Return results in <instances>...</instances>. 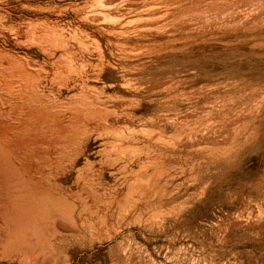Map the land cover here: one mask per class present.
Segmentation results:
<instances>
[{"label":"bare ground","instance_id":"6f19581e","mask_svg":"<svg viewBox=\"0 0 264 264\" xmlns=\"http://www.w3.org/2000/svg\"><path fill=\"white\" fill-rule=\"evenodd\" d=\"M263 129L264 0H0V264H215Z\"/></svg>","mask_w":264,"mask_h":264},{"label":"rangeland","instance_id":"374dc122","mask_svg":"<svg viewBox=\"0 0 264 264\" xmlns=\"http://www.w3.org/2000/svg\"><path fill=\"white\" fill-rule=\"evenodd\" d=\"M244 162L241 168H237L238 171L231 170L228 173L233 177L231 211H237L247 206L252 199L258 197L257 190L264 187V129L259 135V139L248 149ZM222 193H224V190ZM217 199L216 194H212L208 204L210 205L213 202H216V204L221 203ZM237 231H233L230 251L228 253L217 252L215 254V264H221L226 261L227 264H264V229L249 227L244 232Z\"/></svg>","mask_w":264,"mask_h":264}]
</instances>
